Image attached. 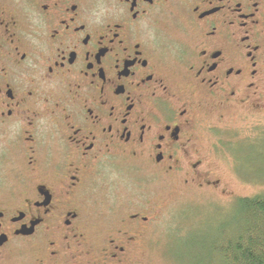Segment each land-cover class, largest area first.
I'll list each match as a JSON object with an SVG mask.
<instances>
[{"label":"flooded vegetation","instance_id":"flooded-vegetation-1","mask_svg":"<svg viewBox=\"0 0 264 264\" xmlns=\"http://www.w3.org/2000/svg\"><path fill=\"white\" fill-rule=\"evenodd\" d=\"M263 87L264 0H0V263L129 264L160 222L148 182L194 183Z\"/></svg>","mask_w":264,"mask_h":264},{"label":"rangeland","instance_id":"rangeland-1","mask_svg":"<svg viewBox=\"0 0 264 264\" xmlns=\"http://www.w3.org/2000/svg\"><path fill=\"white\" fill-rule=\"evenodd\" d=\"M227 118L228 122L219 123L212 132L214 152L194 177V183L185 185L183 179L175 183L168 179L146 182V196L160 202V222L155 229L147 230L145 243L136 245L129 264H208L209 246L237 229L232 220L237 197L264 192V87L263 95L246 102L239 111L228 112ZM135 175L123 174L114 179L113 198L107 194L109 204L115 201V206L121 207L132 196L138 183ZM214 175L220 179L217 188H199L200 177ZM95 197L97 194L90 201V212L96 209ZM90 260L95 262L96 255L92 254ZM32 261L33 253L21 249L7 254L0 264Z\"/></svg>","mask_w":264,"mask_h":264},{"label":"trees","instance_id":"trees-1","mask_svg":"<svg viewBox=\"0 0 264 264\" xmlns=\"http://www.w3.org/2000/svg\"><path fill=\"white\" fill-rule=\"evenodd\" d=\"M234 234L209 246L208 264H264V192L237 197Z\"/></svg>","mask_w":264,"mask_h":264}]
</instances>
